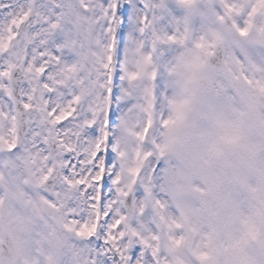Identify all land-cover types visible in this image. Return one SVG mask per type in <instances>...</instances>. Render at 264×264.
<instances>
[{
	"label": "snow or ice",
	"instance_id": "1",
	"mask_svg": "<svg viewBox=\"0 0 264 264\" xmlns=\"http://www.w3.org/2000/svg\"><path fill=\"white\" fill-rule=\"evenodd\" d=\"M257 148L264 0H0V264H264Z\"/></svg>",
	"mask_w": 264,
	"mask_h": 264
},
{
	"label": "rangeland",
	"instance_id": "2",
	"mask_svg": "<svg viewBox=\"0 0 264 264\" xmlns=\"http://www.w3.org/2000/svg\"><path fill=\"white\" fill-rule=\"evenodd\" d=\"M256 135L257 132L255 128L252 127L246 119L242 118L239 133L231 138L232 142L227 144L221 152L213 156L206 168L215 169L218 165L222 166L228 153H236L245 149L247 145L254 141ZM260 151L261 149L257 148L256 151L249 153L248 162L242 170L239 181L240 187L245 190H247L249 186L255 188V191H248L247 195L257 208L264 206V176H261L258 171ZM222 187L223 178L214 184L213 191L219 192ZM238 251L242 253L243 249Z\"/></svg>",
	"mask_w": 264,
	"mask_h": 264
}]
</instances>
